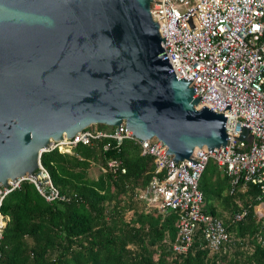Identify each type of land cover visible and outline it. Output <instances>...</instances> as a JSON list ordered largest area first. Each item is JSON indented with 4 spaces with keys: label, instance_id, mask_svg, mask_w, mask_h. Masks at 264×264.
I'll return each mask as SVG.
<instances>
[{
    "label": "water",
    "instance_id": "obj_1",
    "mask_svg": "<svg viewBox=\"0 0 264 264\" xmlns=\"http://www.w3.org/2000/svg\"><path fill=\"white\" fill-rule=\"evenodd\" d=\"M159 2L0 0L3 188L31 176L53 141L95 124L123 121L131 136L160 141L168 163L183 169L191 154L225 145L230 105H198L191 81L174 77ZM238 138L249 141L245 128Z\"/></svg>",
    "mask_w": 264,
    "mask_h": 264
},
{
    "label": "trees",
    "instance_id": "obj_2",
    "mask_svg": "<svg viewBox=\"0 0 264 264\" xmlns=\"http://www.w3.org/2000/svg\"><path fill=\"white\" fill-rule=\"evenodd\" d=\"M111 159L120 167L102 171ZM39 162L67 200L47 202L26 180L4 195L0 264H264V215L254 211L264 194L252 184L231 185L211 160L197 186L203 203L208 202L203 210L222 220L229 240L224 249L210 252L197 229L183 253L171 250L176 211L148 207L138 191L145 189L155 171L152 158L139 155L134 140L123 139L116 146L114 140L99 137L77 143L70 153L43 151ZM91 166L97 170L94 177ZM214 200L221 201V212L213 207ZM241 209L245 216L232 221Z\"/></svg>",
    "mask_w": 264,
    "mask_h": 264
},
{
    "label": "built area",
    "instance_id": "obj_3",
    "mask_svg": "<svg viewBox=\"0 0 264 264\" xmlns=\"http://www.w3.org/2000/svg\"><path fill=\"white\" fill-rule=\"evenodd\" d=\"M159 6L163 52L174 77L191 81L194 96L201 99L198 105L215 112L222 108L221 100L230 105L224 113L225 145L191 154L188 160L196 164L186 160L183 169L180 160L168 163L172 157L164 155L166 147L158 149L160 141L131 136L122 121L118 128L108 130L86 127L68 140L53 141L46 150L56 148L70 153L77 143L87 144L99 137L114 140L116 146L123 139L134 140L139 155L152 158L155 171L145 189L138 190L141 197L158 212L176 211V238L171 250L185 252L200 229L208 250L216 252L224 249L229 233L220 218L203 210L197 184L206 162L211 160L230 178L231 185L252 184L264 194V0H160ZM242 128L247 130L249 141L238 138ZM106 148L107 144L103 145ZM119 167L120 162L111 159L101 170L115 171ZM23 180L30 182L47 202L67 200L39 163L31 176L16 177L5 188L0 184V203ZM257 205L261 210H256ZM257 205L254 211L263 216L264 201ZM245 214L246 210L241 209L231 220L239 221ZM5 219L0 213V232Z\"/></svg>",
    "mask_w": 264,
    "mask_h": 264
},
{
    "label": "rangeland",
    "instance_id": "obj_4",
    "mask_svg": "<svg viewBox=\"0 0 264 264\" xmlns=\"http://www.w3.org/2000/svg\"><path fill=\"white\" fill-rule=\"evenodd\" d=\"M96 173H97V170H96V168L94 167V166H91V168H90V175L91 176H95L96 175ZM144 194V191H141V194ZM151 202H153L152 200H150ZM203 207H204V209H208V202L206 203V204H204L203 203ZM259 207V205H257L255 208H256V210L257 209H259V210H261L260 208H258ZM264 207V206H263ZM217 211H219V212H221V208L220 209H218ZM223 212V211H222ZM264 213V212H263ZM263 213H261V214H263ZM225 214L223 213V216H224ZM227 216V215H226Z\"/></svg>",
    "mask_w": 264,
    "mask_h": 264
},
{
    "label": "crops",
    "instance_id": "obj_5",
    "mask_svg": "<svg viewBox=\"0 0 264 264\" xmlns=\"http://www.w3.org/2000/svg\"><path fill=\"white\" fill-rule=\"evenodd\" d=\"M212 205H213V207L216 209V210H218V209H220L221 207H222V205H221V201H219V200H214L213 202H212ZM204 208V207H203Z\"/></svg>",
    "mask_w": 264,
    "mask_h": 264
}]
</instances>
